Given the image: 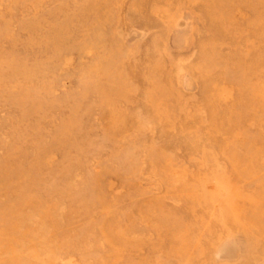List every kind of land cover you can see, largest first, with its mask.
Wrapping results in <instances>:
<instances>
[{"label": "rangeland", "instance_id": "rangeland-1", "mask_svg": "<svg viewBox=\"0 0 264 264\" xmlns=\"http://www.w3.org/2000/svg\"><path fill=\"white\" fill-rule=\"evenodd\" d=\"M0 264H264V0H0Z\"/></svg>", "mask_w": 264, "mask_h": 264}]
</instances>
